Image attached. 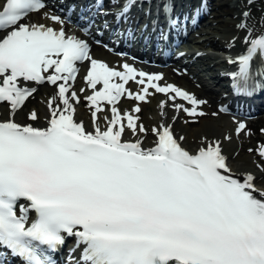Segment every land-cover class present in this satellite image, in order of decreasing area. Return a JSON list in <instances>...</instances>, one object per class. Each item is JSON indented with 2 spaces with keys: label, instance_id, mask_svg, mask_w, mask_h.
Here are the masks:
<instances>
[{
  "label": "snow or ice",
  "instance_id": "6c2138e0",
  "mask_svg": "<svg viewBox=\"0 0 264 264\" xmlns=\"http://www.w3.org/2000/svg\"><path fill=\"white\" fill-rule=\"evenodd\" d=\"M133 2L126 0L118 19ZM45 7L44 0H0V248L22 264H55L49 253L68 238H75L69 264H264V187L256 177L233 173L219 140L205 136L189 149L172 123L150 130L140 123V105L155 93L166 97L161 117L171 102L192 123L206 115L200 109L206 101L162 84L161 74L128 63L118 70L93 58L89 43L67 35L59 16L45 14L58 30L25 22ZM163 11L173 29L189 19L196 23L203 6L174 15L163 0ZM244 42L246 51L228 62L238 67L230 74L233 89L249 94L255 76H264L253 67L257 59L264 67V33L248 29ZM83 62L90 65L84 81L92 94L84 99L92 130L75 119L80 96L73 84ZM130 81L138 91L126 87ZM30 83L55 89L42 127L16 119L37 91ZM122 98L136 102L130 111L118 107ZM106 111L110 115H99ZM28 120H39L35 110ZM245 128L238 123L237 135ZM149 131L152 146L146 147L141 136ZM126 133L135 139H125ZM255 151L264 160V144ZM257 168L264 172V165Z\"/></svg>",
  "mask_w": 264,
  "mask_h": 264
},
{
  "label": "bare ground",
  "instance_id": "6f19581e",
  "mask_svg": "<svg viewBox=\"0 0 264 264\" xmlns=\"http://www.w3.org/2000/svg\"><path fill=\"white\" fill-rule=\"evenodd\" d=\"M157 1L153 0V6L161 7V4H156ZM156 2V3H155ZM195 2V1H194ZM174 6V11L182 10L187 4L192 6L191 2L188 0H172L171 3ZM206 4L209 6L210 12H208V17L205 19V27H200L194 30L190 34V38H201V41L196 45L184 44L181 46V50L185 53L183 56L190 64L197 65L201 68L211 67V70L219 68L221 65L225 64L229 58H236L239 54L246 51L247 45L244 42V38L248 35V29L253 30V35H259L264 33V0H252L251 3L248 0H206ZM120 6V9L122 8ZM249 12V16L245 19L242 15L243 12ZM45 11L40 10L34 15L38 20H42L45 16ZM241 22L247 24V28L240 29L237 27ZM203 25V23H200ZM199 25V26H200ZM215 52L214 54L206 53ZM230 54V57L226 54ZM93 58L104 61L113 68H121L125 63L123 60L115 57L109 51L102 49L101 47L94 46L91 51ZM235 64L230 65L233 67ZM255 69L257 71H264L260 65L259 59L254 63ZM138 71H144L149 74H161L163 76L162 84H173L180 87L183 90L189 91L193 95H197L199 88L191 85L187 79H184L182 75H176L168 69L160 68L155 64L138 63L136 65ZM85 65H83V70L81 73V78L73 84V89L80 96V103L75 105L76 115L75 119L83 121L88 130H92V124L90 116L88 115V102L84 99L85 95H91L92 91L86 89L85 93H81L80 89L85 88L84 77L87 74L85 71ZM128 88L133 92L139 90L140 86L134 82H129ZM99 88H97L98 90ZM152 91V90H150ZM201 91L203 93H209L205 88ZM55 92L53 86L42 87L39 101L37 105L38 113L45 117L48 112L47 109V99L50 98ZM212 94V92H210ZM217 98V96H216ZM164 94L155 93L149 98L148 103H141V109L143 113H139L140 123L141 120L152 128L154 125H158L161 122L172 123L175 134L177 136L183 135L186 137L185 147L189 149H194L199 144L202 137H208L209 139H216L221 142L223 154L227 157V162L232 169L233 173L244 174L252 173L256 177L257 187H264V172L257 168V163H260V157L245 152L242 150V142L240 141V133L237 135L235 132L236 123H234V117L228 116L225 113H217L213 118H208L212 116V107L209 103L202 105L201 110L206 113L205 116L199 119L198 126L193 124L190 125L187 120L186 114L183 112L176 113L172 108L171 102L165 107L164 112L166 115L161 117L159 103L165 100ZM178 103H181L177 101ZM225 100H220V106H223ZM228 102V101H227ZM130 104L129 107L122 106L121 104ZM135 101L123 100L118 106L122 111L128 110L134 106ZM0 112L3 114V107H0ZM5 114V113H4ZM99 115H110L107 111ZM142 116V117H141ZM176 116L175 122H173L172 117ZM16 119L20 122H25V117L22 110L17 114ZM187 121V123H186ZM35 126H44L42 121L33 122ZM145 125V126H146ZM192 125L194 127H192ZM197 125V124H196ZM230 137V139H225V137ZM144 140L146 147L152 146L153 136L148 133L147 136H141ZM125 139L134 140L135 137L131 136V133H126Z\"/></svg>",
  "mask_w": 264,
  "mask_h": 264
},
{
  "label": "rangeland",
  "instance_id": "374dc122",
  "mask_svg": "<svg viewBox=\"0 0 264 264\" xmlns=\"http://www.w3.org/2000/svg\"><path fill=\"white\" fill-rule=\"evenodd\" d=\"M179 70V69H178ZM39 95H35L31 101L28 103L26 109L24 110V112H30L32 110V108L35 107L36 105V101H39ZM38 101H37V105H38ZM212 105V110L213 112H215L214 109V105L213 103H211ZM141 112L143 113V110L141 109ZM39 120H40V115H38ZM214 116L212 115L211 117L208 118H213ZM189 120L192 121V118H189ZM198 122H199V117L197 118ZM142 123L144 125H146L143 121ZM192 123V122H190ZM195 126H198L200 123H192ZM197 124V125H196ZM146 128H148L149 130L151 129L150 127H148L147 125L145 126ZM192 127H194L192 125ZM247 131L244 133L243 136H240V138H242L240 141L242 142V150L245 152H249L252 154H255V150L256 148L259 146V143H264V133L261 132V129H264V118H259L257 119L256 123L252 122L250 125L247 126ZM150 133V131H149ZM249 149H253V151H249Z\"/></svg>",
  "mask_w": 264,
  "mask_h": 264
}]
</instances>
